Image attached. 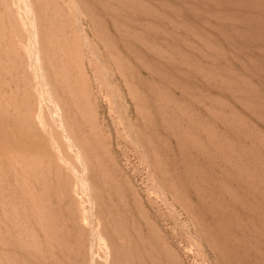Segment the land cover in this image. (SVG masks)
Segmentation results:
<instances>
[{"label": "rangeland", "instance_id": "obj_1", "mask_svg": "<svg viewBox=\"0 0 264 264\" xmlns=\"http://www.w3.org/2000/svg\"><path fill=\"white\" fill-rule=\"evenodd\" d=\"M0 131V264H264V0H0Z\"/></svg>", "mask_w": 264, "mask_h": 264}, {"label": "bare ground", "instance_id": "obj_2", "mask_svg": "<svg viewBox=\"0 0 264 264\" xmlns=\"http://www.w3.org/2000/svg\"><path fill=\"white\" fill-rule=\"evenodd\" d=\"M21 4H22V3H21ZM26 20H27V19H26ZM28 24H29V23H28ZM27 32H28V31H27ZM29 36H30V35H29ZM32 47H34V46H32ZM30 51L33 53V48H32ZM30 51H29V53H30V56H31V52H30ZM35 53H36V52H35ZM35 53H33L32 55H34ZM36 54H37V53H36ZM34 56H35V58H36V55H34ZM31 57H32V56H31ZM33 58H34V57H33ZM35 58H34V59H35ZM36 59H37V58H36ZM36 59H35V60H36ZM35 60H34V61H35ZM37 60H38V59H37ZM34 61H33V62H34ZM38 61H39V60H38ZM38 61H37V65H38ZM30 62H31V61H30ZM34 63H36V62H34ZM35 67H36V66H35ZM36 69H37V71H38V67H37ZM38 74H39V72H38ZM35 75H36V74H35ZM33 77H34V76H33ZM38 80H39V79H38ZM41 81H42V80H41ZM42 99H43V98H42ZM53 103H54V102H53ZM54 107H55V111L57 110V112H58V109H59V108L56 109V107H57L56 105H54ZM58 113H59V112H58ZM39 115H40V114H39ZM2 120H3V119H2ZM4 120H5V119H4ZM2 123H3V122H2ZM54 123H55V122H54ZM12 124H13V123H12ZM60 124H61V123H60ZM19 125H20V124H19ZM8 126H9V125H8ZM21 126H22V125H21ZM58 127H59V126H58ZM12 128H13V127H12ZM12 128H11V129H12ZM14 128H15V127H14ZM21 128H22V127H21ZM6 129H7V128H6ZM6 129H5V130H6ZM17 130H18V129H17ZM23 130H24V129H23ZM27 130L30 131L29 129H27ZM12 131H13V130H12ZM19 131H20V130H19ZM18 133H19V132H18ZM24 134H25V133H24ZM27 134H28V133H27ZM12 136H13V135H12ZM21 136H22V135H21ZM32 137H33V136H32ZM66 137H67V136H66ZM9 138H10V137H8L7 134H5V133H3L2 131H0V143H6V142L9 140ZM34 138H35V137H34ZM51 138H52V137H51ZM15 139H16V137L12 139V143L14 144V143L16 142V143H15V145H16V144H18V143H17L18 140L16 139V140H17V141H16ZM29 139H30V137H29ZM36 139H37V138H36ZM64 139H65V138H64ZM67 139H68V138H67ZM67 139H65V140H67ZM14 140H15V142H14ZM30 140H31V139H30ZM34 140H35V139H34ZM21 141H22V139H21ZM23 141H24V140H23ZM35 141H36V140H35ZM19 142H20V141H19ZM32 142H34V141H32ZM32 142H31V143H32ZM67 142H68V141H67ZM22 143H23V142H22ZM23 144H24V143H23ZM26 144H27V143H26ZM70 144H71V143H70ZM70 144H69V145H70ZM72 144H73V143H72ZM7 145H10V144L7 143ZM10 146H12V145H10ZM16 146H17V145H16ZM70 146H71V145H70ZM18 147H19V145H18ZM31 147H34V145L32 144V146H30V147L28 146V148H31ZM6 148H7V147H6ZM6 148H5V149H6ZM28 148H27V149H28ZM35 148H37V146H36ZM71 148H72V146H71ZM5 149H3V150H5ZM8 149H9V148H8ZM37 149H38V148H37ZM72 149H73V148H72ZM9 150H10V149H9ZM11 150H12V149H11ZM13 150H14V149H13ZM21 150H22V149H20V151H21ZM28 150H29V149H28ZM34 150H35V152H36V149H34ZM41 150H42V149H41ZM44 150H45V149H44ZM17 151H19V148H18ZM30 151H31V150H30ZM37 152H39V150H37ZM76 152H77V151H76ZM76 154H77V153H76ZM77 155H78V154H77ZM60 158H62V157L60 156ZM77 158H78V157H77ZM64 160H65V158H64ZM66 161H67V160H66ZM80 178H82V176H81ZM82 179H83V178H82ZM83 181H84V179L82 180V182H81V179H80V182H79V183L83 184ZM84 182H85V181H84ZM86 183H87V182H86ZM83 185H84L85 188L88 186V185H85V183H84ZM83 185H82V186H83ZM80 187H81V185H80ZM84 187H82V188H84ZM82 188H81V189H82ZM85 190H86V189H85ZM83 192H84V191H83ZM90 199H91V198H90ZM90 199L88 198V200H90ZM92 204H93V203H92ZM94 230H95V229H94ZM98 236H99V235H98ZM100 238H101V236L99 237V239H100ZM103 243H105V242H103ZM99 246H100V245H99ZM106 246H107V245H106ZM104 247H105V245H104ZM107 249H108V248H106V250H107ZM105 252H106V251H105ZM107 253H108V252H106V254H105V255H107L106 257H105V255H104V258H106V260L108 259V258H107V257H108V254H107ZM165 253H166V252H165ZM92 255H93V254H92ZM106 260L104 259V261H106ZM168 262H169V261H168ZM105 263L107 264V262H105ZM108 264H109V263H108Z\"/></svg>", "mask_w": 264, "mask_h": 264}]
</instances>
